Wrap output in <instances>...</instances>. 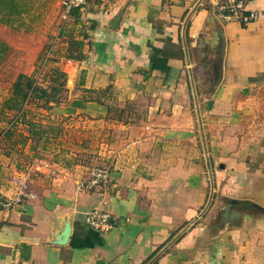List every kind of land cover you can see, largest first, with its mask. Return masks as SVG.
<instances>
[{"label":"crops","instance_id":"crops-1","mask_svg":"<svg viewBox=\"0 0 264 264\" xmlns=\"http://www.w3.org/2000/svg\"><path fill=\"white\" fill-rule=\"evenodd\" d=\"M250 8L260 17L242 24L206 0L89 3L80 58L64 69L74 97L52 111L104 113L84 95L110 86L150 95L159 112L144 162L109 170L96 192L62 161L36 158L35 197L0 207V264H264V0ZM9 154L0 150L6 200L20 168ZM95 207L116 219L112 229L89 226Z\"/></svg>","mask_w":264,"mask_h":264},{"label":"rangeland","instance_id":"rangeland-1","mask_svg":"<svg viewBox=\"0 0 264 264\" xmlns=\"http://www.w3.org/2000/svg\"><path fill=\"white\" fill-rule=\"evenodd\" d=\"M16 1L21 7L19 14L6 16L0 13V39L7 45L0 56L1 152L16 154L20 162L18 170L26 172L24 177L27 176L29 184L36 158L44 163L52 159L62 161L78 171L84 185L95 180L99 170L116 171L123 168L127 171L132 161L140 160L143 163L139 152L141 146L147 143L146 125L159 112L148 109L152 97L141 93L120 95L110 86L87 91L84 95L85 98L103 102L107 109L104 113L96 116L76 112L65 115L52 111L54 107L67 105L74 97L69 87L73 80L64 70L70 59L63 56L66 50L58 47V43L66 37L61 30L66 27V31L72 30L75 36H79L81 23L71 16L65 17L64 0ZM58 70L67 73L65 82L56 72ZM20 73L34 77L39 88L30 93L22 109H4V102L12 94L13 83ZM75 88L78 90V83ZM262 96L264 98V93ZM46 100L50 101L49 108ZM31 121L54 127L55 134H51L53 136H50L47 144L43 139L32 150L31 145L35 141L22 144L18 142L20 138L17 135L9 140L3 138L4 130L8 128L13 129L15 134H28ZM137 138L140 143L134 144ZM13 140L16 143L10 145ZM170 148L167 154L177 150ZM162 150H165L164 146ZM100 185L103 184L96 183L89 188L96 192L104 191V187L99 188Z\"/></svg>","mask_w":264,"mask_h":264},{"label":"built area","instance_id":"built-area-1","mask_svg":"<svg viewBox=\"0 0 264 264\" xmlns=\"http://www.w3.org/2000/svg\"><path fill=\"white\" fill-rule=\"evenodd\" d=\"M104 1V0H101ZM177 1V0H176ZM252 0H206V3L212 5L218 15L225 20L238 21L242 24H248L260 17V13L250 8ZM89 0H64L65 17H69L71 10L80 8L83 13L89 5ZM53 49L51 50V52ZM25 171L16 170L10 177L11 185L15 188L16 194L9 200L4 199L0 194V207L5 205H13L23 203L35 197L34 191L31 189L27 180ZM109 181L108 170L102 169L96 173V179L87 183L86 187L94 186L96 183L105 184ZM89 226L98 231H108L115 226L114 217L100 207L92 209L87 216Z\"/></svg>","mask_w":264,"mask_h":264},{"label":"trees","instance_id":"trees-1","mask_svg":"<svg viewBox=\"0 0 264 264\" xmlns=\"http://www.w3.org/2000/svg\"><path fill=\"white\" fill-rule=\"evenodd\" d=\"M90 3H99V0H89ZM88 7V6H87ZM20 5L16 0H0V13H4L6 16L12 15V14H19L20 13ZM87 9V8H86ZM83 15V11L80 8H74L71 10L70 16L73 17L75 21H80L81 16ZM66 28V27H65ZM65 28H62L61 34L69 38V45L68 48H66V53L63 55L64 57H67L69 59H79L80 55L78 51L83 46V41H80L75 37V35L72 33V30L66 31ZM7 45L2 42L0 39V56L3 54L4 51H6ZM75 53V54H74ZM1 59V58H0ZM59 73V75L63 78V82L66 81L67 73L64 71H56ZM63 84V83H62ZM38 85L36 83V79L32 77L31 75H27L24 73H20L17 79L13 83V91L10 97L6 99L4 102L3 108L7 110H20L23 108L24 104L28 101L30 98V93H34L38 89ZM46 105L49 104L50 101L46 100ZM28 134L24 135V133H18L19 140L22 144L27 143L29 140L33 143L31 145V149L35 150L37 147V143H40L43 139H45L46 144L50 140V136H53L51 134H55L54 127L48 126L44 123H40L37 121H31L28 125ZM3 133V131L0 130V133ZM4 136L3 138L11 139L13 135H15V131L11 128H8L7 130H4ZM16 143V140L13 141L11 144L14 145ZM45 144V147H46ZM102 184V183H101ZM115 219V218H114ZM115 225H116V219H115Z\"/></svg>","mask_w":264,"mask_h":264},{"label":"water","instance_id":"water-1","mask_svg":"<svg viewBox=\"0 0 264 264\" xmlns=\"http://www.w3.org/2000/svg\"><path fill=\"white\" fill-rule=\"evenodd\" d=\"M69 228H70L69 225H67L66 230H65V233H66V234L69 233Z\"/></svg>","mask_w":264,"mask_h":264}]
</instances>
